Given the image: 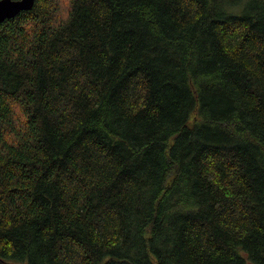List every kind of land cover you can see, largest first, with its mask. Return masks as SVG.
Returning a JSON list of instances; mask_svg holds the SVG:
<instances>
[{
  "label": "trees",
  "instance_id": "16d2710c",
  "mask_svg": "<svg viewBox=\"0 0 264 264\" xmlns=\"http://www.w3.org/2000/svg\"><path fill=\"white\" fill-rule=\"evenodd\" d=\"M251 262L264 0H35L0 23V264Z\"/></svg>",
  "mask_w": 264,
  "mask_h": 264
},
{
  "label": "water",
  "instance_id": "95a60500",
  "mask_svg": "<svg viewBox=\"0 0 264 264\" xmlns=\"http://www.w3.org/2000/svg\"><path fill=\"white\" fill-rule=\"evenodd\" d=\"M35 0H0V23L11 19L20 12L30 11Z\"/></svg>",
  "mask_w": 264,
  "mask_h": 264
},
{
  "label": "bare ground",
  "instance_id": "6f19581e",
  "mask_svg": "<svg viewBox=\"0 0 264 264\" xmlns=\"http://www.w3.org/2000/svg\"><path fill=\"white\" fill-rule=\"evenodd\" d=\"M248 259V258H247ZM252 263V262H251ZM253 264V263H252Z\"/></svg>",
  "mask_w": 264,
  "mask_h": 264
}]
</instances>
